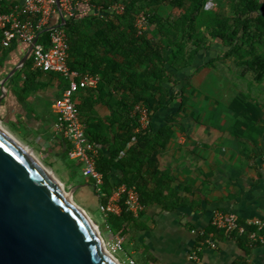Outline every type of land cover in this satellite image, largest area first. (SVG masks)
<instances>
[{
    "label": "crops",
    "instance_id": "1",
    "mask_svg": "<svg viewBox=\"0 0 264 264\" xmlns=\"http://www.w3.org/2000/svg\"><path fill=\"white\" fill-rule=\"evenodd\" d=\"M0 2V7L7 8L12 4L21 5L24 0ZM92 7L81 3L75 9L77 19L85 25L92 20L88 15L98 12ZM60 22L58 15L50 18L51 24ZM147 36L154 41L159 39L156 34ZM221 49L220 44L213 41L211 49L204 51L196 61L214 58L220 55ZM28 50L29 45L20 40L12 41L7 48L0 43V121L46 146L56 158L63 156L73 163L75 160L66 156L69 143L54 127L53 103L61 97L67 80L59 74L37 72L32 89L25 91L23 65L31 52L23 64L21 61ZM216 66L215 63L180 73L171 93L178 92L186 84L188 75L189 84L184 93L186 106L178 111L181 102L178 92L174 99L168 100L166 107L150 117L154 131L165 124L171 125L172 129L163 146L156 147L155 152L147 150L156 161L157 169L165 174L159 197L166 200L168 207L159 202L143 205L139 214L132 215L133 219L125 223V233L114 234L123 238L125 247L121 255L132 257L136 264H264V244L250 243V232L243 240L237 239V236L247 234L244 225L251 227V231L256 230V226L249 224L253 219L263 222L260 231L264 232V132L260 135L258 130L242 126L230 112L231 100L225 104L211 101L207 91L212 85H206ZM32 69L37 70L33 66ZM103 89L108 92L111 85H104ZM258 92L260 96L262 91ZM255 94L254 91L252 96ZM114 96L118 97L119 93ZM75 100L85 130L90 125L95 129L94 134L99 129L112 137L118 122L109 106L113 102L91 89L79 90ZM258 100L264 105V94ZM108 119L116 124L110 126ZM98 125L101 126L97 128ZM96 146L98 153L99 150L107 153L108 145ZM75 163L79 165L80 185L89 191L99 206L92 182L82 176L80 163ZM120 176L118 170L111 173L113 181H118ZM152 182L150 179L149 185L155 187ZM217 211L235 215L244 231H236L235 236L233 231L218 236L208 230L210 227L217 229L212 224ZM102 218L109 240L112 232L108 230L106 217ZM210 242L215 247L210 246Z\"/></svg>",
    "mask_w": 264,
    "mask_h": 264
},
{
    "label": "trees",
    "instance_id": "2",
    "mask_svg": "<svg viewBox=\"0 0 264 264\" xmlns=\"http://www.w3.org/2000/svg\"><path fill=\"white\" fill-rule=\"evenodd\" d=\"M207 1L94 0L89 5L98 12L88 15L92 17L88 25L77 19L75 13L65 19L62 28L68 42L69 67L80 75H100L98 86L91 90L113 102L109 106L113 117L118 120L112 137L99 129L94 134L95 129L90 125L85 130L95 145H108L107 153L99 150L96 159V168L103 175V184L96 192L99 204L104 205L119 184H126L136 188L142 205L159 202L167 206L166 200L159 197L163 189L159 187L165 174L157 169L156 161L147 150L155 152L156 147L166 143L172 134L171 125L165 124L155 131L150 125L147 129L138 130V116L133 114V110L136 105L142 104L152 117L153 113L166 107L168 100L174 99L178 92L181 93L178 111L183 110L189 76L186 75L187 82L178 92L171 93L180 73L214 66L218 60L229 61L237 69L239 77L244 79L250 74L249 87L260 85L264 90V0H225L228 7L225 13L207 9ZM212 1L217 5L220 0ZM115 4H122L123 10L119 13L110 11ZM15 6L18 5L1 6L0 11L6 12ZM165 6L179 10L178 15L163 16L161 9ZM140 14L146 16L148 26H152L153 33L159 36L158 41L147 36L145 31L139 33L137 30L135 21ZM47 37L48 32H43L39 41L45 43ZM213 41L220 44V55L197 62V57L211 49ZM32 64L30 57L23 65L25 91L32 89L37 72H42L33 70ZM107 84L111 85V90L104 92L103 86ZM258 91L255 90V96H252L251 90L242 93L243 102L239 100L242 105L231 107L230 112L241 121L242 126L258 130L262 135L264 105L258 100ZM114 92L119 96H114ZM108 122L110 126L116 124L111 119ZM69 149H66L68 158ZM113 170L120 171L118 181L111 178ZM150 179L155 187L149 185ZM105 217L111 232L120 235L125 233V223L133 219L124 206L118 215L108 214ZM244 226L247 234L237 236L239 241L252 230ZM217 229L210 227L208 230L222 236L224 230ZM235 234L236 230L232 235ZM201 237L204 238V235Z\"/></svg>",
    "mask_w": 264,
    "mask_h": 264
},
{
    "label": "built area",
    "instance_id": "3",
    "mask_svg": "<svg viewBox=\"0 0 264 264\" xmlns=\"http://www.w3.org/2000/svg\"><path fill=\"white\" fill-rule=\"evenodd\" d=\"M93 1L24 0L23 4L15 6L13 9L0 12V43L1 46L7 48L14 40L25 42L31 47L33 68L42 72L59 74L67 80L61 97L53 103V110L56 115L54 127L70 145L69 158L80 163L82 176L92 182L95 192H99L103 184V175L96 168L98 150L97 146L85 133L83 118L77 107L75 95L81 89L96 88L100 81V75H80L69 67L68 42L62 28L65 19L74 14L79 4H90ZM122 10V4H115L110 8V11L116 13ZM53 15H58L61 22L51 24L50 18ZM61 16H63V19H61ZM135 26L139 33L145 31L148 24L144 14H140L136 18ZM43 32H48L45 43L39 41ZM133 114L138 116V130L149 127L151 121L150 111L144 105H136ZM122 206L133 216H137L143 209L139 193L134 186L119 184L107 202L104 205L99 204L98 207L103 215L107 216L108 214L118 215L122 211ZM212 224L226 233H231L234 230L244 231V228L237 222L235 215L221 211L214 213ZM249 224L256 226V230L249 233L250 243L264 244V232L260 231L263 222L259 219H253ZM108 230L110 231V229ZM104 243L108 251L119 260L120 264H136L132 257L124 256L122 260L117 257L116 254L123 251V238L121 236L111 233V239L104 241ZM210 246L215 247V244L210 242ZM193 257L196 258L195 255Z\"/></svg>",
    "mask_w": 264,
    "mask_h": 264
},
{
    "label": "water",
    "instance_id": "4",
    "mask_svg": "<svg viewBox=\"0 0 264 264\" xmlns=\"http://www.w3.org/2000/svg\"><path fill=\"white\" fill-rule=\"evenodd\" d=\"M102 242L52 172L0 124V264H119Z\"/></svg>",
    "mask_w": 264,
    "mask_h": 264
},
{
    "label": "rangeland",
    "instance_id": "5",
    "mask_svg": "<svg viewBox=\"0 0 264 264\" xmlns=\"http://www.w3.org/2000/svg\"><path fill=\"white\" fill-rule=\"evenodd\" d=\"M205 7L210 10H217L220 13H225L228 11L225 0H220L217 5H215V2L208 0L205 4ZM178 13L179 10L168 6H165L161 9V14L165 17H175L178 15ZM152 28V26H148L145 29L146 34L153 36L154 33ZM219 62H221V60L216 62V70L211 74V78L206 85H212L211 89L207 91L208 95L211 96V101H218L220 104H225L224 102L231 100L229 106H239L241 104L239 100L243 101L242 93L250 92V90L252 93H254L256 89L255 87L257 86L254 88L248 86V80L251 78L250 74H247V76L243 79L237 75L238 71L231 62L225 61L222 62L221 65H218ZM257 89L260 92L262 91V93H260L261 95L264 94L262 86L259 85ZM0 124L16 140L26 146L49 172H52L55 178L61 183L67 194L71 192V195H69L73 199V202L89 217V219L97 227L100 236L103 237V241L106 242L108 240V235L103 228L102 216L104 215L99 210V207L96 204L93 196L89 193V191H86V189L80 185L82 181L81 174L79 167L75 165V162L71 163L63 156L60 159L56 158L54 154H51V152L48 151L46 146L40 144L34 139H30L27 135L21 134L17 129L10 125L4 124L1 121ZM124 247L125 246L123 245V250ZM121 254L122 252L117 253L116 255L122 260L124 257Z\"/></svg>",
    "mask_w": 264,
    "mask_h": 264
},
{
    "label": "bare ground",
    "instance_id": "6",
    "mask_svg": "<svg viewBox=\"0 0 264 264\" xmlns=\"http://www.w3.org/2000/svg\"><path fill=\"white\" fill-rule=\"evenodd\" d=\"M62 186V185H61ZM63 187V186H62ZM64 190V189H63ZM64 193L66 194V196L71 200V202L73 203V204H75L74 202H73V199L71 198V196L69 195V194H67L66 192H65V190H64ZM82 211V210H81ZM83 212V211H82ZM84 213V212H83ZM85 214V213H84ZM86 215V214H85ZM87 216V215H86ZM88 217V216H87ZM89 218V217H88ZM102 247H103V249L106 251V252H108L109 254H111L107 249H106V247H105V244H104V241L102 242ZM112 256H114L113 254H111ZM115 257V256H114ZM116 258V257H115ZM117 261H118V263L120 264V262H119V260L117 259Z\"/></svg>",
    "mask_w": 264,
    "mask_h": 264
}]
</instances>
